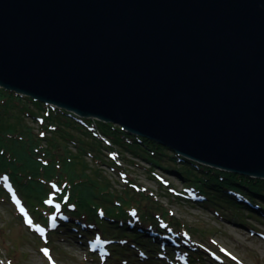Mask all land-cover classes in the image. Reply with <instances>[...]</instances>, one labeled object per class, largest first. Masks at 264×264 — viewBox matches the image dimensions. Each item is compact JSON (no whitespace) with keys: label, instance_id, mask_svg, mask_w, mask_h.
I'll use <instances>...</instances> for the list:
<instances>
[{"label":"water","instance_id":"1","mask_svg":"<svg viewBox=\"0 0 264 264\" xmlns=\"http://www.w3.org/2000/svg\"><path fill=\"white\" fill-rule=\"evenodd\" d=\"M0 89L264 180V0H0Z\"/></svg>","mask_w":264,"mask_h":264},{"label":"rangeland","instance_id":"2","mask_svg":"<svg viewBox=\"0 0 264 264\" xmlns=\"http://www.w3.org/2000/svg\"><path fill=\"white\" fill-rule=\"evenodd\" d=\"M22 100V102L15 101V99L9 100L3 92H0V106L3 104V107H0V110L3 115L5 114L4 118L0 121V128L10 133L21 134L23 132L24 134L21 135L29 136L35 140V144H41L42 146L46 145L45 147L49 152L50 147H53L52 143L54 142V138L49 137L50 131L48 130V126L46 127L47 121L43 124V119H41L43 112L39 111L41 114L36 117L27 116L26 113L22 111L24 105L28 111L35 110V112H38V110H36L32 104L24 102L25 99L22 98ZM13 101L18 103H14ZM19 121L22 123L18 124ZM15 127H18V131L14 130ZM82 132L84 135L78 133H75L74 135H80L79 138L89 144V151H87V153L84 155L82 154L81 156H78L79 158L73 155L75 158L73 160L74 162H71L69 159L68 161H70V163H75L78 171L82 172L84 169L90 176L93 175L94 181L92 182L98 183L100 181L101 185H97V188L105 186L107 189H109L110 194L113 193L110 190L111 188L115 191V195L117 194V200V198L119 199L121 197L118 191H120L122 187L128 188L129 186L127 185V181L131 179L133 183H131L130 186H133L134 190L135 188H141L145 190L151 200L154 201L152 202L150 198H148L149 203L155 205V207L159 206L155 202L156 199V201L159 200L158 203L161 204V207L163 205L164 207L169 206L170 209H174L175 214L173 215V219L178 220V222L181 221L184 225L175 221L174 227L176 225V227L178 226L180 229L169 231L172 234L181 236L184 239H188L189 243L192 242V240H195L194 238L190 237L192 235H194L196 240L199 242H208L213 245L215 243L217 245L216 249H220L216 253L219 257L217 260L220 261H223V258H226L231 260V264H264V217H262L261 214L259 220L254 218L257 216L255 213L251 218L248 216H243V222L246 225L245 227L234 224L233 221L237 219L235 216L227 215V217L235 218H231L230 221H228L223 216L219 215L218 212H215L216 210L213 208L209 209L196 203H191L190 197H187L186 199L178 197L176 192H180L186 182L184 179H181L179 176L175 175V172L163 171L152 162H147L135 154L128 152L126 148L124 149V147H119L120 145L114 143L110 137L109 138L111 140L108 137H104L99 130H97L96 133L99 135L102 143L99 144L96 142L93 149L91 146V141L93 139L91 138L90 134H86L85 131ZM39 134L44 137H38ZM91 134L93 135V133ZM93 136L96 137V135ZM47 138L50 139L47 140ZM13 144V147L16 149V153H19L20 158L26 157L23 155L21 149L16 148L17 142L15 141ZM69 145V150H71L73 154H76L77 148L73 144ZM64 149V143H62L61 146L56 147L53 150V156L49 154L51 158L48 163H44L42 159L39 160L38 158L39 161L36 162L38 165L40 164V167L43 170H41L42 172L40 171L43 177H48L50 179L52 178L49 175L44 174L46 171H52L53 173H56V175L59 171L63 172L62 163L64 158H67L68 156ZM21 153L22 155H20ZM95 153L98 155L96 158L93 156ZM55 154H57L59 158H56ZM168 154L173 153L169 150ZM47 155L48 154H45L43 149H41V151L38 152L37 157L42 156L44 159H48ZM29 162L33 164L30 159ZM165 162V166L169 168H172V166H178L177 163L167 159L163 161V163ZM83 165H86L87 167L85 168ZM3 170L6 169L1 168L0 164V180L5 179V174H1ZM201 170L204 171L203 169ZM10 177L14 178L15 176L10 174ZM34 178L35 176H29L28 180H31V183H28L26 186L21 185L18 187L24 194L22 195L24 196L25 204L32 211L29 212V216L35 220L36 225L40 224L45 226V222L41 217V208L38 207L39 202L43 203L41 198L42 196H35L37 192L43 191H38L41 188L36 187L37 182L35 181L36 178ZM52 179L55 180V178ZM33 182L34 184H32ZM56 187L57 184L53 183L51 190H55ZM133 189L130 188V191L133 192ZM153 193L155 194L150 196V194ZM110 194L107 196L110 197ZM101 195L102 198H104L103 200L96 199V196H92V198H94L95 202L101 204L102 201L105 202L104 200H106L104 193H101ZM156 195H158V198ZM50 197H52L51 193L48 194V198ZM153 197L155 199H153ZM171 199L174 200L175 203L170 202ZM107 201H109V199H107ZM42 203L40 205H42ZM106 206L110 205L106 203ZM166 209L167 207L164 211L166 213L167 211L169 212L170 209ZM77 213L78 211H75V218H84L87 220V222L91 220L92 216L90 213L86 212L87 214L85 216L82 214L83 217H80L77 215ZM146 215L149 216L147 213H145L144 216ZM222 215H226L223 210ZM246 219L248 220L246 221ZM24 220H26V218L20 215L13 208V206L10 204L8 196L5 194V192L0 190V264L129 263L128 259H124L121 257V255L118 256L114 253L112 254L110 260L105 262L100 257H97L95 252L90 253L87 248L88 245L85 241V235L87 236V232L82 229L81 233L77 235L76 238L69 236L64 229L57 233L59 236H56L55 232L52 231L51 236H49L48 233L45 238H41L25 226ZM73 226L71 228H73ZM96 228H98V226H96ZM184 228L190 229L191 232L188 230L190 236L188 233L181 232V230H184ZM110 232L114 235L116 234L112 230H110ZM150 234L151 233L149 229L147 236ZM182 234H184V236H182ZM122 236L123 234H121L118 238ZM123 245L124 242L120 240L117 246L121 248ZM157 247L159 249L160 245ZM171 248L174 247L172 242H169L167 249L171 250ZM127 249L130 251H135V248ZM204 250L206 251V249ZM156 254L158 253L156 252ZM170 255L172 256V254ZM89 256H91L92 259H90ZM234 259H236V263ZM169 260L170 263L168 264H171V259ZM140 262L137 264H142Z\"/></svg>","mask_w":264,"mask_h":264},{"label":"trees","instance_id":"3","mask_svg":"<svg viewBox=\"0 0 264 264\" xmlns=\"http://www.w3.org/2000/svg\"><path fill=\"white\" fill-rule=\"evenodd\" d=\"M0 92H3L4 95L8 97L9 100L15 99V101L18 102L23 101L22 98H19L14 93L2 89H0ZM18 102H14V103H18ZM24 102L32 104L36 108V110H38V112H35V110L28 111L26 110L24 105L22 111L26 113L27 116L36 117L41 114L39 113V111L43 112V115L41 117L43 119V124L46 123L47 121L46 127L48 126V130L50 131L49 137L50 138L53 137L54 142L52 143L53 146L52 148L48 144L50 147L48 152L47 148L45 147L46 145L42 146L41 144L40 145L35 144V140L30 138L29 136L21 135L24 134L23 132L22 133L20 132L21 134L10 133L0 128V154L2 153L0 155L1 168L6 169L3 171L13 173L15 178L18 180L17 183H19L20 185L26 186L28 183H30L28 177L35 176L37 180V185H40V187L43 190H45L44 186L42 185L43 184L42 181L45 180L43 179L42 181H39L41 177L40 175H42L41 172L43 170L40 167V164L38 165L36 161H39L38 160L39 158V159H43L45 163H48V161L51 158L49 154L53 156V150L56 147L61 146L62 143H64V148H65L64 151H66L68 156L67 158H64L62 163L63 172L59 171L58 174L56 175V173H53L52 171L47 172L45 170L46 172H44V174H47L52 178L53 177L56 178L61 185L65 186L63 189L64 192L68 188L73 189L72 190L74 194L73 199L79 201L77 203L79 205V210L81 208L82 209L88 208L89 206L93 207L92 201L94 198H92V196H96V198H98L100 197L101 193H104L106 195V202L114 206L115 205L114 203L116 202H114V200H111L113 199V197L111 196L109 189H107V187L103 186L97 188V185H101L100 181L98 183L92 182L94 181L93 175L90 176L87 173V171L84 169L82 172L78 171L77 167L75 166V163H70V161L74 162L73 160L75 158L73 155L78 157L81 156L82 154L84 155L85 153H87V151H89L88 149L89 144L81 140L79 138L80 135L77 136L74 134L78 133L84 135L82 131H85L86 134L89 133L91 138L93 139L91 141V146L94 149V144H96V142H98L99 144L102 143L99 135L96 133V131L99 130L104 137H108V138L110 137L114 143L120 145L119 147L122 148L124 147V149L126 148L128 152L135 154L136 156L140 157L141 159L147 162H152L154 165H157V167L159 169H162L163 171L175 172V175L179 176L181 179H184V181L186 182L185 185L190 187L196 185L197 186L196 188H198L200 191H202L208 196L209 198L208 206H210L211 208L217 207L220 210H223L226 215H229L230 211L233 212L235 216L242 213L238 205L234 204V202H232L225 196L226 194L223 189L227 186H234V185H229L232 181H234L235 183H239L238 181H242L241 183H245L242 185H249V186L251 185L253 186V183L255 181L253 182V180H249L245 177L237 176L234 174H225L221 172H216L208 168L202 171L201 166H198L192 162L185 160L183 161L184 162L183 163L180 159L176 157L175 154H168V151L170 149L163 147L160 144L153 142L149 139L141 138L129 134L128 132L123 131L119 126H116L114 124H110V123L105 124L88 119L81 120L76 116H74L73 114H70L64 110L52 108L41 102L33 101L28 98H25ZM0 107H3V104H1ZM4 115L1 113L0 110V121L4 118ZM4 121L6 122L5 119ZM21 123L19 121L18 124ZM67 128L71 130H68ZM14 130L18 131V127H15ZM91 133H93V135H96V137H94ZM38 137H44V136L39 134ZM50 138H47V140ZM15 141L17 142L16 148L21 149L23 155H25L26 157L20 158L19 153H16V149L13 147L14 146L13 142ZM69 144H73L77 148L76 154H73L71 150H69L68 148L70 147ZM41 149H43V152L45 154H48L47 155L48 159L46 158L44 159L42 156L37 157L38 152H40ZM22 153L20 155H22ZM1 156L3 159L1 158ZM55 156L56 158H59L57 154H55ZM93 156L96 158L98 155L95 153L93 154ZM29 159L31 160V162H33V164L29 162ZM68 159L70 161H68ZM166 159L177 163L178 166H172V168L165 166L166 162L163 163V161H165ZM24 161H26V163H24ZM83 166L85 168L87 167L86 165ZM256 183H261V185L264 187L263 185L264 182H256ZM129 191L130 190L128 188H125L122 191V193H125V196H122V200L127 204L131 203V200L129 199V195L127 196ZM108 194H110L111 198L107 196ZM261 195L264 196V194ZM107 199H109V201H107Z\"/></svg>","mask_w":264,"mask_h":264},{"label":"bare ground","instance_id":"4","mask_svg":"<svg viewBox=\"0 0 264 264\" xmlns=\"http://www.w3.org/2000/svg\"><path fill=\"white\" fill-rule=\"evenodd\" d=\"M5 91H7V90H5ZM77 118H79V117H77ZM79 119L84 120V118H79ZM24 163H26V161H24ZM33 172H34V171H33ZM122 191H123V187H122V189H120V191H118V192H122ZM168 239H169V237H164V241H169Z\"/></svg>","mask_w":264,"mask_h":264},{"label":"snow or ice","instance_id":"5","mask_svg":"<svg viewBox=\"0 0 264 264\" xmlns=\"http://www.w3.org/2000/svg\"><path fill=\"white\" fill-rule=\"evenodd\" d=\"M31 221H29V223H30Z\"/></svg>","mask_w":264,"mask_h":264}]
</instances>
